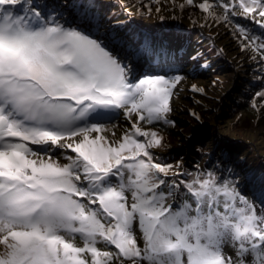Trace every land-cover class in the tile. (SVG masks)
I'll list each match as a JSON object with an SVG mask.
<instances>
[{"label": "snow or ice", "instance_id": "obj_1", "mask_svg": "<svg viewBox=\"0 0 264 264\" xmlns=\"http://www.w3.org/2000/svg\"><path fill=\"white\" fill-rule=\"evenodd\" d=\"M186 5L264 33V0ZM102 19L100 0H0V264H264V177L159 162L182 77L150 62L172 45Z\"/></svg>", "mask_w": 264, "mask_h": 264}, {"label": "rangeland", "instance_id": "obj_2", "mask_svg": "<svg viewBox=\"0 0 264 264\" xmlns=\"http://www.w3.org/2000/svg\"><path fill=\"white\" fill-rule=\"evenodd\" d=\"M130 1L135 3L136 11L132 8L126 11L121 4L105 15L101 10L103 19L99 30L94 28L93 31L108 39L118 31L155 38L163 41L165 46L172 45L171 55H166L174 60H178L175 53L180 52L176 47L179 41L185 48L182 51L189 46L187 49L191 54L187 59L180 55L185 66L171 72L182 77L173 89L172 111L168 113L175 125L156 128L166 145L152 150L156 159L174 166L177 161H182L181 171L195 172L199 166L208 171L219 169L226 178L235 173L241 185L245 175L258 182L264 177V100L256 94L264 92V63L251 49L241 50L235 24L245 25L256 36H264V33L247 20L217 23L198 8L186 5L182 10L180 5L185 4V0ZM154 4L159 8L177 5L181 11L175 21L169 20L167 9L161 12L163 15L156 13L162 19L143 15L145 9H153ZM213 10L222 12L219 8ZM163 30L165 33L162 34ZM201 32L204 33L202 37ZM167 33L173 37L166 39ZM113 123L118 125L114 129L117 136L129 127L123 116ZM136 235L139 239L138 229Z\"/></svg>", "mask_w": 264, "mask_h": 264}, {"label": "trees", "instance_id": "obj_3", "mask_svg": "<svg viewBox=\"0 0 264 264\" xmlns=\"http://www.w3.org/2000/svg\"><path fill=\"white\" fill-rule=\"evenodd\" d=\"M127 3L129 2V4H127L128 6H130L132 9H134L135 11L137 10L136 8H135V3L134 2H132V1H128V0H125ZM159 5L158 4H154L153 5V9H151V10H147V9H145V12H143V15H146V16H148V15H150V16H156V17H158V15L157 14H162L161 12H163L164 11V9H167V10H165L167 13L168 12H170V15H168V18H170L169 20L170 21H175L176 20V18L175 17H177V14L181 11V9H177V5H174V7L173 8H170V7H164L163 6V8H159L158 7ZM170 9H172V10H170ZM157 13V14H156ZM163 15V14H162ZM155 17V18H156ZM158 18H161L162 19V17H158ZM157 20H160V19H157ZM200 34V33H199ZM201 37L202 36H204V33H202L201 32V35H200ZM252 59V57L250 58V60ZM245 71H246V69H244V74H245ZM248 71V70H247ZM227 98V97H226ZM119 130H121V128H119ZM213 137V136H212Z\"/></svg>", "mask_w": 264, "mask_h": 264}, {"label": "bare ground", "instance_id": "obj_4", "mask_svg": "<svg viewBox=\"0 0 264 264\" xmlns=\"http://www.w3.org/2000/svg\"><path fill=\"white\" fill-rule=\"evenodd\" d=\"M132 13V12H131ZM145 33V32H144Z\"/></svg>", "mask_w": 264, "mask_h": 264}]
</instances>
